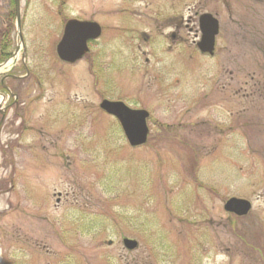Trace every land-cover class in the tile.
Returning <instances> with one entry per match:
<instances>
[{
	"label": "rangeland",
	"instance_id": "rangeland-1",
	"mask_svg": "<svg viewBox=\"0 0 264 264\" xmlns=\"http://www.w3.org/2000/svg\"><path fill=\"white\" fill-rule=\"evenodd\" d=\"M204 12L212 56L196 47ZM20 18L25 66L0 0V43L19 47L0 79L27 71L3 80L0 264H264V0H20ZM70 18L102 33L65 64ZM102 99L149 112L146 144ZM229 197L251 211L227 213Z\"/></svg>",
	"mask_w": 264,
	"mask_h": 264
},
{
	"label": "water",
	"instance_id": "water-1",
	"mask_svg": "<svg viewBox=\"0 0 264 264\" xmlns=\"http://www.w3.org/2000/svg\"><path fill=\"white\" fill-rule=\"evenodd\" d=\"M14 11L16 18L17 34L23 46L20 22V3L14 0ZM200 39L197 47L202 53L213 54L215 37L218 34V20L209 13H203L199 17ZM100 26L93 21L68 20L63 29L62 37L56 46V53L60 60L67 63H74L81 59L87 52V42L99 37ZM24 49V48H23ZM18 47L13 53L12 64L15 63V56ZM24 50L22 58H24ZM9 60L0 64V68H6ZM100 108L106 113L113 115L119 122L128 144L131 147L141 146L146 143L149 129L146 119L149 113L144 109H132L122 101H110L103 99ZM251 208V203L242 198L231 197L224 203V210L235 213L238 216L246 215ZM123 245L129 250L137 247V242L133 239L124 238Z\"/></svg>",
	"mask_w": 264,
	"mask_h": 264
},
{
	"label": "flooded vegetation",
	"instance_id": "flooded-vegetation-1",
	"mask_svg": "<svg viewBox=\"0 0 264 264\" xmlns=\"http://www.w3.org/2000/svg\"><path fill=\"white\" fill-rule=\"evenodd\" d=\"M146 6H147V8H146ZM139 10L143 14H145L144 12H146V11L149 10V5L148 4H145V5H143V8H141ZM171 38H175V34H171ZM6 78H10V79H15L16 78V79H19L20 77H15V76L10 75V74H5L0 79V83L3 84V80L6 79ZM0 96H2L3 101H4L3 107H0V116L3 119L7 115V113H8V108H10L11 98L13 96H12L11 90L8 87H6V86L0 87ZM3 121H1L0 123H2Z\"/></svg>",
	"mask_w": 264,
	"mask_h": 264
},
{
	"label": "trees",
	"instance_id": "trees-1",
	"mask_svg": "<svg viewBox=\"0 0 264 264\" xmlns=\"http://www.w3.org/2000/svg\"><path fill=\"white\" fill-rule=\"evenodd\" d=\"M6 46L7 43L6 44L0 43V62L10 55V52L5 50Z\"/></svg>",
	"mask_w": 264,
	"mask_h": 264
}]
</instances>
